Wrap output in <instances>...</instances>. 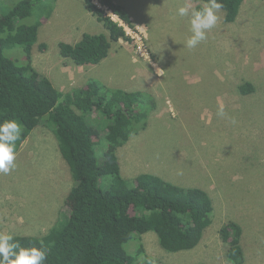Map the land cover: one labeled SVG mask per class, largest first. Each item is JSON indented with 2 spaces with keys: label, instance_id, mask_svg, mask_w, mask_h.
Returning a JSON list of instances; mask_svg holds the SVG:
<instances>
[{
  "label": "rangeland",
  "instance_id": "1",
  "mask_svg": "<svg viewBox=\"0 0 264 264\" xmlns=\"http://www.w3.org/2000/svg\"><path fill=\"white\" fill-rule=\"evenodd\" d=\"M114 1L127 6L133 19L135 27H127L131 40L113 41L99 64L77 66L60 54L59 43H76L87 32H109L85 0H55L33 50L39 72L65 92L96 78L155 98L148 127L117 149L123 175L131 180L149 172L202 187L215 207L212 224L193 249L169 252L155 231L142 235L147 253L159 264H233L220 232L229 220L243 228L244 264H264V0H244L234 22L225 21L222 9L208 38L194 49L184 46L191 35L189 19L176 15L184 0ZM205 2L192 0L196 8ZM139 43L147 47L144 54ZM6 54L20 63L26 59L21 46L7 48ZM247 81L255 90L243 94L240 86ZM220 106L224 117L217 116ZM91 120L99 131L96 148L103 163L107 130L97 113ZM57 141L43 121L18 150L16 167L0 173V230L40 236L69 215L66 200L74 181ZM139 242L130 241L127 249L135 252Z\"/></svg>",
  "mask_w": 264,
  "mask_h": 264
},
{
  "label": "trees",
  "instance_id": "2",
  "mask_svg": "<svg viewBox=\"0 0 264 264\" xmlns=\"http://www.w3.org/2000/svg\"><path fill=\"white\" fill-rule=\"evenodd\" d=\"M85 2L109 33L87 32L76 43H59L60 54L80 66L106 59L113 41L131 40L125 27L107 15L104 7L135 27L124 5L114 0H99L103 7L95 0ZM222 2L225 21H236L244 0ZM54 4L55 0H13L12 4L0 0V122L15 119L22 125L17 152L39 124H50L74 181L65 220L58 219L44 235L20 234L15 239L27 247L43 245L48 250L45 264H159L141 240L149 231L157 233L161 246L169 252L195 248L213 222L215 207L209 192L149 172L129 180L117 155V149L133 134L148 127L157 105L153 95L146 90L111 87L96 78L65 92L35 68L33 50L42 19L51 16ZM34 15L37 21L29 23ZM15 46L25 52L22 63L6 54L7 48ZM254 90L249 81L240 86L243 94ZM95 113L107 130L103 163L96 148L99 131L91 120ZM220 232L228 242V260L244 264L242 226L229 220ZM136 239L138 248L131 252L127 244Z\"/></svg>",
  "mask_w": 264,
  "mask_h": 264
},
{
  "label": "clouds",
  "instance_id": "3",
  "mask_svg": "<svg viewBox=\"0 0 264 264\" xmlns=\"http://www.w3.org/2000/svg\"><path fill=\"white\" fill-rule=\"evenodd\" d=\"M223 8L222 0H206L200 8H196L192 0H184L183 6L176 11L177 16L189 19L191 35L184 46L194 49L205 41L208 32L220 20ZM217 116H226L223 106L218 108ZM231 122L236 123L234 119ZM22 133L23 127L17 120L0 122V173L8 174L16 167V142L21 139ZM47 258L48 250L43 245L23 246L12 233L0 230V264H45Z\"/></svg>",
  "mask_w": 264,
  "mask_h": 264
},
{
  "label": "built area",
  "instance_id": "4",
  "mask_svg": "<svg viewBox=\"0 0 264 264\" xmlns=\"http://www.w3.org/2000/svg\"><path fill=\"white\" fill-rule=\"evenodd\" d=\"M99 6L103 7L102 5L99 4ZM106 9V12H107V15L111 16L115 21H117L120 25L124 26L125 29L127 30V27L129 28H134V27H131L129 26L128 24H126L120 17H118L116 14H114L111 10H109L108 8L104 7ZM116 17L118 19H116ZM128 32V30H127ZM129 34V32H128ZM130 35V34H129ZM138 42V41H137ZM138 47H139V52H141V54H144L143 53V50L146 49L147 47L143 44V43H139L138 44Z\"/></svg>",
  "mask_w": 264,
  "mask_h": 264
},
{
  "label": "crops",
  "instance_id": "5",
  "mask_svg": "<svg viewBox=\"0 0 264 264\" xmlns=\"http://www.w3.org/2000/svg\"><path fill=\"white\" fill-rule=\"evenodd\" d=\"M123 5V4H122ZM125 6V5H124ZM126 8H127V6H125ZM133 20V19H132ZM69 61H63L62 62V64H65V63H68ZM33 64H34V66H36V68L38 69V71H40L39 70V68L37 67V65L35 64V60H34V57H33ZM72 64V63H71ZM74 64V63H73ZM78 66V65H77ZM80 66V65H79ZM49 77V76H48ZM50 78V77H49ZM51 79V78H50ZM52 80V79H51ZM55 84V83H54ZM56 86V85H55ZM57 87V86H56ZM60 90H62V89H60ZM63 91V90H62ZM119 161H120V159H119ZM120 164H121V161H120ZM122 169V168H121Z\"/></svg>",
  "mask_w": 264,
  "mask_h": 264
}]
</instances>
